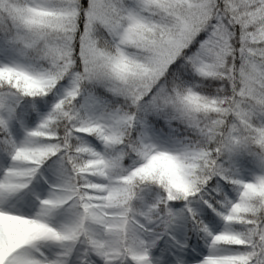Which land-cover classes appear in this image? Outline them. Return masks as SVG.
<instances>
[{
    "label": "snow or ice",
    "instance_id": "snow-or-ice-1",
    "mask_svg": "<svg viewBox=\"0 0 264 264\" xmlns=\"http://www.w3.org/2000/svg\"><path fill=\"white\" fill-rule=\"evenodd\" d=\"M0 264H264V0H0Z\"/></svg>",
    "mask_w": 264,
    "mask_h": 264
}]
</instances>
